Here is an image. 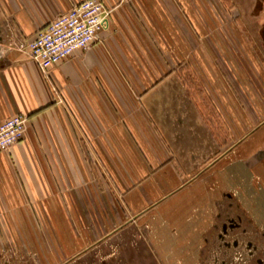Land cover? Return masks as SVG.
<instances>
[{"label":"crops","instance_id":"obj_1","mask_svg":"<svg viewBox=\"0 0 264 264\" xmlns=\"http://www.w3.org/2000/svg\"><path fill=\"white\" fill-rule=\"evenodd\" d=\"M81 1L0 0V123L29 119L0 152V253L203 264L224 207L260 218L264 80L210 0H100L94 44L45 75L28 44Z\"/></svg>","mask_w":264,"mask_h":264},{"label":"rangeland","instance_id":"obj_2","mask_svg":"<svg viewBox=\"0 0 264 264\" xmlns=\"http://www.w3.org/2000/svg\"><path fill=\"white\" fill-rule=\"evenodd\" d=\"M210 1L216 20L229 27L225 37L233 40L231 48L239 44L250 60L247 68L254 66L264 80V0ZM257 207L261 210L257 223L234 204L224 207L202 255L203 264H264V203ZM12 257L0 253V264H17Z\"/></svg>","mask_w":264,"mask_h":264},{"label":"built area","instance_id":"obj_3","mask_svg":"<svg viewBox=\"0 0 264 264\" xmlns=\"http://www.w3.org/2000/svg\"><path fill=\"white\" fill-rule=\"evenodd\" d=\"M110 11L100 0H84L59 15L39 30L28 44L29 55L41 71L71 57L78 50H87L103 30ZM29 119L24 115L0 123V152L9 151L23 141Z\"/></svg>","mask_w":264,"mask_h":264}]
</instances>
